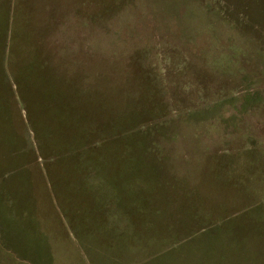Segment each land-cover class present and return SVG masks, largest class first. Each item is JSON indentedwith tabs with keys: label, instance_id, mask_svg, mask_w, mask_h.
<instances>
[{
	"label": "rangeland",
	"instance_id": "1",
	"mask_svg": "<svg viewBox=\"0 0 264 264\" xmlns=\"http://www.w3.org/2000/svg\"><path fill=\"white\" fill-rule=\"evenodd\" d=\"M0 264H264V0H0Z\"/></svg>",
	"mask_w": 264,
	"mask_h": 264
},
{
	"label": "trees",
	"instance_id": "2",
	"mask_svg": "<svg viewBox=\"0 0 264 264\" xmlns=\"http://www.w3.org/2000/svg\"><path fill=\"white\" fill-rule=\"evenodd\" d=\"M39 66H40V65H39ZM43 66H44V63L41 64V67H43ZM37 151H38L39 153H41V152H40V148L37 149Z\"/></svg>",
	"mask_w": 264,
	"mask_h": 264
}]
</instances>
